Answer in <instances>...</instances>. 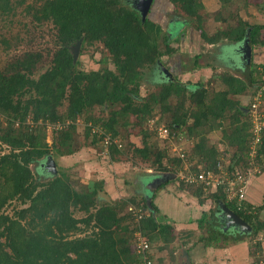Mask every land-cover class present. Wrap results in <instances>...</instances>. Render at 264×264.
Masks as SVG:
<instances>
[{
  "label": "trees",
  "instance_id": "trees-1",
  "mask_svg": "<svg viewBox=\"0 0 264 264\" xmlns=\"http://www.w3.org/2000/svg\"><path fill=\"white\" fill-rule=\"evenodd\" d=\"M135 1L0 0V18L16 16L20 8L24 16L30 18L28 23H22L24 36L18 37L31 45L24 53L14 54L0 69V264H140L134 249L137 229L141 228L151 243L162 240L168 244L175 238L174 227L157 216L160 210L154 201L157 190L174 180L201 204L207 199L217 204L226 203L252 226L249 235L255 237L264 231L261 217L264 196L261 204L250 202L246 196L245 203L256 206L255 213H246L239 210L235 202L227 200L222 188L206 194L202 185L186 183L179 177L184 159L154 148L146 139L149 136L146 131L145 148L135 147L131 155L151 162L158 172L156 179L175 176L159 183L158 187L150 185L151 195L149 192L147 197L100 204L97 195L102 181L92 190H77L64 171H59L60 174L47 183L35 180L31 163H46L48 157H44L48 154H52L56 162L57 156L71 155L80 149L76 133L77 121L81 118L86 125V139L92 137L90 146H105V138L109 136L110 161H122L127 154L118 147L119 127L128 126L132 117L136 118L137 125L156 117L154 106L158 104L162 106L158 121L168 116L165 122L172 133L185 126L188 135L196 138L193 153L188 156L190 160H197L198 168L197 165L191 167L193 171H199L201 163L206 168L219 163V148L208 144V132L221 128L223 142L227 148L234 149L233 162L240 170H247L253 144L252 123L247 113L250 106L241 105L231 94L242 95L251 86L264 84V65L254 61V50L264 47V23L239 20L236 27L226 26L208 34L205 27L210 18L227 23L231 16L226 17L222 11L204 13L203 0H154L143 19ZM159 1L167 2L172 10L181 11L185 16L184 21L171 19L175 20L171 26L179 23L174 30L170 28L171 32L153 16L154 6ZM221 2L225 5L228 1ZM184 22L189 29L198 30L207 43L236 42V48L250 44V63L242 56L244 51H237L240 59L237 64L245 68L246 79L225 71L217 77L227 85L226 89L211 92L206 84L198 82L196 89L189 90L173 72V67L163 61L165 55L177 50L172 42L186 34V27H180ZM31 24L47 28L44 34L51 40L46 47L34 49L35 39L44 34L32 36ZM80 39L82 44L75 60L73 46ZM2 42L6 48L10 47L8 40L3 38ZM94 45L101 46L100 67L87 70L80 56ZM201 55H195L198 68L202 67ZM48 57L49 66L37 75ZM151 68L157 73V79H163L160 89L144 101H138L142 81ZM171 98L176 99L175 103ZM62 107L65 109L61 110ZM105 110L109 111L107 117L103 114ZM50 125L55 126L51 143L47 140ZM256 148V162L263 164L264 128ZM154 176L148 174L147 182L155 181ZM40 186L42 188L38 189ZM14 199L22 203L30 201V206L10 216L3 208ZM130 205L142 208L140 227L128 209ZM76 211L83 215L76 216ZM215 216L216 210L211 209L198 220L201 229H210L208 235L199 238L210 246H217L222 237L228 235L221 222L214 227ZM25 219L27 223L23 222ZM249 246L252 257L257 251L264 253L260 243L255 253ZM260 260L264 263V257L256 262Z\"/></svg>",
  "mask_w": 264,
  "mask_h": 264
},
{
  "label": "rangeland",
  "instance_id": "rangeland-1",
  "mask_svg": "<svg viewBox=\"0 0 264 264\" xmlns=\"http://www.w3.org/2000/svg\"><path fill=\"white\" fill-rule=\"evenodd\" d=\"M29 1L30 0H28V2ZM219 1L221 5L220 6L221 9L219 11L225 12L226 17L231 16L232 19H229V22L227 23L226 22L224 23L222 21H218L219 22L218 23L215 21V18L213 17L210 18L207 24V30L210 31L211 33H216L219 29L222 28L226 29V26L236 27L239 24V20H243L251 24L264 23V0H227L228 2L225 5L222 4L221 0ZM135 3L137 4L138 0H136ZM169 10L171 11L170 13L167 14ZM210 11H207L206 8L204 9V13L205 12L213 13ZM23 12H24L23 8H20L16 16L13 17L5 16L0 18V69L6 65V63L12 58L14 54L24 53L27 47H31V45L30 46L26 45L25 41L20 40V38L18 37V35L20 37L24 36V34L22 33V23L23 22L28 23L27 21H30V18L24 16ZM153 16H155L156 19L161 21L162 25L165 27V30L169 32H171L170 28L174 30L175 27L179 26V23L178 26L176 23L173 24V26H171L172 25L171 23L173 21L176 20L179 22L180 20L181 21L186 20L184 18L185 17L184 14L181 11H176L174 9L172 10V8H170V5H168L167 2L165 4L164 1H159L158 3L155 4ZM211 16L213 15H210V17ZM174 18L175 20H171ZM180 27L181 28L186 27V31H185L186 34L181 35L179 40H174L172 42V45H174V47H176L177 50L172 55H165L163 57V61L168 66L173 67V72L178 75L180 81L186 84L189 90L196 89L198 86V82H203L204 84H206V86L210 89L211 92L226 89L227 85L223 81H221L219 77H217V75L220 74V72H222L225 68L228 69V67L222 66V64L220 65L219 63L220 65L218 67L219 70H216L215 72H213V69L210 68L209 66L203 67V65H206L210 60H213L215 58L217 59V57L221 55V53L223 52L222 49L223 47H221V44H218L216 46L214 45L209 46V44L207 43L198 42V37L200 36L198 34V30L195 31V29H191V28L189 29V27L186 25L185 22L183 25L181 24ZM45 29L47 28L46 27L36 28L31 24L32 36L35 35V37H38L41 34L47 33ZM26 35L27 34H25V36ZM3 38L9 41L8 43L10 44V47L6 48V46L2 42ZM49 40H51V37L48 34H44V36H40L39 38H36L34 41L35 46L33 45L34 49L37 48L41 49L42 47H46ZM228 44L230 43L228 42ZM219 51L220 53H218ZM258 51L259 53L257 54L255 63L264 64V47L259 49ZM198 52L202 53L199 59V64L202 65V68H198V59L195 62V58H196L195 55L198 54ZM44 55H47V51L45 50H44ZM214 55L216 56L214 57ZM100 58H101V46H95V45L89 47L80 56L82 66L87 70L99 68L100 64L98 63V60ZM48 60L49 57L46 58V62L42 64V66H40L37 75H39V73H42L47 69V67L49 66ZM223 61H225L226 62L225 64L229 66H233L235 64V58L231 53H228V51L223 57ZM177 64L179 65L178 69H176ZM233 72L236 73V76L246 79V71L244 67L238 66L236 68V71L233 70ZM156 74L154 73V70H152V68L147 70L146 75L141 84L140 97H138V101H144V99L150 97L151 93H156L159 91L161 86L159 85V83L163 79H157ZM262 85L258 84L251 86L244 94L242 95L231 94V97L239 99L241 105L245 107L250 106L254 98L259 97L260 91L263 89ZM170 100L175 103L176 99L171 98ZM262 100L264 102V90L262 92ZM154 107H155L154 110L155 115H157L156 117L154 118L151 117L147 121L141 122V124L139 125L135 123L136 118L132 117L130 119V123L128 126L119 127L120 136L119 138L116 139L118 143V147L120 149H123L122 150L123 154H127L124 155L125 157L122 161L111 162L109 156L110 154L106 145L102 146L101 144H98V145L90 146V141L92 137L86 139L85 137L86 125L84 119L81 118L77 121V133H76L77 140L81 144L80 149L76 153L71 155L57 156V161L55 162L56 172L52 170L51 165H49L48 167L44 165V162L42 161L31 163L30 167L34 172L35 180L41 183H47L51 179L59 175L60 174L59 171H64L70 177V183L77 190H80V188L92 190L96 187V183L98 181H102L103 184L102 186L99 187L98 195H97L100 204L106 201L112 202L113 200L122 199V198L126 199L129 197H137L140 199L144 198L147 195V193H149V189H150V187L147 184L146 176L148 174H155V176L152 179H156L157 177L156 174L158 173L154 169L155 167L151 164V162L143 160V158L139 156L136 157L134 156L135 158L132 156L133 155L132 153H134L135 151L134 150L135 147L138 149L145 148L144 134L146 133L144 131L149 133V136L146 139L151 145L154 146V148L164 149L165 151L169 152L171 155L176 157H179L178 156L179 150L184 149V151L187 153V156L185 157L186 161L188 160L189 162H192L194 166L198 165L196 159L190 160L188 157L191 153H193V149H194L193 145L196 143L195 140L196 138L194 137L195 138L194 139L192 138V136L188 135L187 133L188 130L186 129L185 126L181 127L180 129L173 130V134L175 135L176 138L174 137L172 140H168L161 137L158 134V128L163 124L166 125V122H168L169 117L164 116L163 120L158 121V118L161 115L160 109L162 108V106L158 104ZM64 109L65 107L61 108V110ZM98 109H99L98 112H100L101 108ZM247 113L250 114V111L248 110ZM103 114L105 117H107L109 111L105 110ZM165 115H167V113H165ZM192 121L193 118H191L190 122L192 123ZM54 128L55 126L53 125H50L47 128V140L49 143L52 142V137L55 130ZM221 129H216L208 132V139H209L208 144L210 145L214 144L219 148V152H220L219 162L223 165V169L228 170L231 169V167L235 168L237 166L232 160L234 149L227 148L225 142H223ZM48 155L52 156V154H48ZM48 155H46L44 158L49 157ZM195 158L197 157L195 156ZM50 162L51 160H49V163ZM200 165H202V163ZM254 181H255V177L252 178L251 182H249L248 184L247 193H246L247 199L253 200L255 202H262L263 195L260 197L261 194L260 190L263 189L264 192V187L261 189L259 188L257 190L258 192L257 197H253L251 194L252 185L254 190L256 187L258 188V186L254 184ZM173 182L177 183V185H180L178 181L174 180ZM151 183L154 185V183L157 184L158 182L151 181ZM156 187H158V185H156ZM41 188L42 187L40 186L38 189ZM102 192H105L108 195V197L103 195L104 193ZM209 192L212 191L209 190L207 191L206 194H209ZM195 200L198 202L196 198ZM28 206H30V201H27L26 203H22L18 199H14L12 202L8 203L3 208V211L10 216H15L19 214V211H21V209H24ZM212 206L213 209L216 210V216H215L216 219L214 222V227H215V225L217 226L218 223H220V219L218 217L219 211L217 210L218 204L213 203ZM162 214L163 213L161 212L157 216L159 218H162ZM75 215L82 216L83 213L76 211ZM261 217L264 218V212H262ZM23 222L27 223L26 219L23 220ZM224 222L225 225H227L226 224L227 222L224 219L221 221L222 223L221 227L223 231L225 230L224 231L225 233L229 232L228 233L229 239L230 238L235 239L238 238L239 236L245 235L246 236L245 239L239 240L238 244H243L244 242L248 241L249 245H251V249L255 253L257 251V245L258 243H260L262 250L264 252V231H261L258 235L253 237L252 234L249 235L250 232L245 231L243 229L240 230V228L236 226L230 227L228 230H226L224 227ZM201 231L202 232L200 235L197 232L195 239H198V235L199 236L208 235V231L205 230H201ZM181 232L188 233L189 230L188 229L185 231L182 230L179 232V234H181ZM3 240L4 239H2V241ZM154 242L155 243H151L152 252L154 253L156 251V256L154 255V264H164L163 256H162V251H164V248L160 247V244L164 245V243L161 240ZM166 245H167L166 250H169L170 249L169 245L168 244ZM256 253L257 255L255 257L254 256L252 257L251 264H255V263L264 264L262 260L256 262L258 258L262 259L264 257V253L260 254L258 251ZM237 257L238 260L241 261L240 263L237 260L238 263L250 264L248 260V256L239 255Z\"/></svg>",
  "mask_w": 264,
  "mask_h": 264
},
{
  "label": "crops",
  "instance_id": "crops-1",
  "mask_svg": "<svg viewBox=\"0 0 264 264\" xmlns=\"http://www.w3.org/2000/svg\"><path fill=\"white\" fill-rule=\"evenodd\" d=\"M203 3L207 11L211 10L210 12H217L221 9L219 0H203ZM215 21L218 22L217 20ZM207 24L205 27L206 30ZM207 32L208 34H213L208 30ZM198 34L200 35V33ZM198 42L207 43L202 39L201 35L198 37ZM228 42L229 41H225L217 44L207 43L209 44V46H216L218 44H221V47H223V52L219 57H217V59L215 58L213 60H210L206 65H203V67L209 66L213 69V72H215L216 70H219L218 67L222 64V66L228 67V69L225 68L226 70L224 69L220 73L228 71L236 75L233 70L236 71V68L238 66H241L240 64H237L238 60H240L237 55V43L231 44L232 42H229L230 44H228ZM259 49L261 48H256L254 50V61L257 57V54L259 53ZM227 51L228 53H231L235 58V64L233 66L227 65L225 64L226 62L223 61V57L225 56ZM218 53H220V51ZM215 56L216 55H214V57ZM263 174H261V176L259 175L255 177L254 184H256L258 188L256 187L254 190L252 185L251 194L253 197H257V190L264 187V177H262L264 176ZM262 192L263 189L260 190V197L262 195L264 196V192ZM149 194L151 195V192ZM154 201L158 206L160 213H163L161 220L163 222L171 224L175 228L174 231H176H173L175 235L174 240L168 243L170 247L169 250H166V244H160V247L164 248V251H162L164 264H240L241 261L238 260L237 257L239 255L248 256V260L251 264L252 256L250 254V246L248 241L244 242L243 244H238L239 241L231 238L229 239V235H227V238L225 236L222 237L217 246H210L206 245L204 241H201L199 239V235L202 232L201 230L208 231V234L210 232V229H208L207 227L201 229L199 227L198 220L202 217L204 212L213 209L212 204L214 202L212 199H207L205 203L201 204L199 201L197 202L188 191L181 189L180 186L177 185V183L171 182L157 190ZM250 202H253L254 204L262 203L255 202L253 200H250ZM187 229L190 233L181 232V234H179L180 231H185ZM197 232L199 234L198 239H195ZM154 255L156 256V251L154 252ZM237 260L240 263H238Z\"/></svg>",
  "mask_w": 264,
  "mask_h": 264
},
{
  "label": "built area",
  "instance_id": "built-area-1",
  "mask_svg": "<svg viewBox=\"0 0 264 264\" xmlns=\"http://www.w3.org/2000/svg\"><path fill=\"white\" fill-rule=\"evenodd\" d=\"M262 86L263 89L260 91L261 96L259 95V97L254 98L249 108L253 131V144L251 146V159L248 162L247 170L242 171L238 167H233L232 170L223 169V165L219 162L213 168H206L199 165V171H193L191 167L194 165L192 162L186 161L185 157L187 154L184 149L179 150L178 154L179 157L184 159V167L179 173L181 179L186 183L202 185L206 191L211 190L213 192L218 188H222L227 196V200L235 202L237 208L246 213L256 212V206H249L245 203L248 184L255 175L261 174L264 171V162L263 164L256 162V145L261 140V131L264 128V102L262 100L264 84ZM158 134L168 140H172L175 137L165 124L158 128ZM110 139L109 136L105 138L106 146H108ZM128 209L133 212L138 222L137 224L140 227V219L143 217L142 208L130 205ZM134 249L140 257V264H154V253L152 252L151 242L141 228L134 232Z\"/></svg>",
  "mask_w": 264,
  "mask_h": 264
},
{
  "label": "water",
  "instance_id": "water-1",
  "mask_svg": "<svg viewBox=\"0 0 264 264\" xmlns=\"http://www.w3.org/2000/svg\"><path fill=\"white\" fill-rule=\"evenodd\" d=\"M153 1L154 0H138L137 8L141 12V14L143 15V19L146 18ZM81 44H82V39H80L73 46V53H74V59L75 60H77V58H78ZM237 48H238L237 49L238 51H241V52L244 51V53H242V56H245L247 58L248 63H250L251 56H252V48H251L250 44H248V43L240 44V45H238ZM165 70L167 71V73L169 72L166 68H165ZM49 160H51L50 163H49ZM44 165H46L48 167H49V165H51L52 170L56 172V163H55L54 159L52 158V156H49L47 158L46 163H44ZM173 178H175L174 175H165V176H162V178L155 179V182H158L157 184L154 183V185H153L152 183H150V185L152 187H156V185H158L159 183H163V181H165L166 179H173ZM102 193H104L103 195L108 197V195L105 192H102ZM218 211H219L218 217L220 219V222L224 219L227 222L226 223L227 225H225V222H224V227L226 230H228L230 227L236 226V227L240 228V230L243 229V230L248 231L250 233L252 232V230H253L252 226L244 218H242L240 215H238L233 209L228 207L226 205V203H224L223 201H220L218 203Z\"/></svg>",
  "mask_w": 264,
  "mask_h": 264
},
{
  "label": "flooded vegetation",
  "instance_id": "flooded-vegetation-1",
  "mask_svg": "<svg viewBox=\"0 0 264 264\" xmlns=\"http://www.w3.org/2000/svg\"><path fill=\"white\" fill-rule=\"evenodd\" d=\"M177 67L179 68V65L177 64ZM150 181V180H149ZM151 183V182H150ZM150 183L149 182H147V184H148V186L150 187ZM234 237H236V236H234Z\"/></svg>",
  "mask_w": 264,
  "mask_h": 264
},
{
  "label": "bare ground",
  "instance_id": "bare-ground-1",
  "mask_svg": "<svg viewBox=\"0 0 264 264\" xmlns=\"http://www.w3.org/2000/svg\"><path fill=\"white\" fill-rule=\"evenodd\" d=\"M66 129V128H65ZM184 136V135H183ZM62 158V157H61ZM59 167V166H58ZM41 168V167H40ZM69 168V167H68ZM49 169V168H48ZM60 169V168H59ZM43 175V174H42ZM92 175V174H91ZM48 176V175H47ZM90 176V175H89ZM88 178V177H87ZM98 180V179H97ZM248 204V203H247ZM225 231V230H224Z\"/></svg>",
  "mask_w": 264,
  "mask_h": 264
}]
</instances>
